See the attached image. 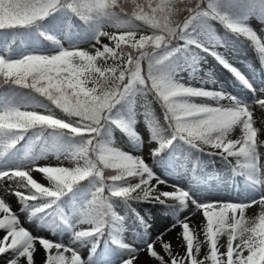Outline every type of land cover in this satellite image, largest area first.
I'll return each instance as SVG.
<instances>
[{"label":"snow or ice","instance_id":"1","mask_svg":"<svg viewBox=\"0 0 264 264\" xmlns=\"http://www.w3.org/2000/svg\"><path fill=\"white\" fill-rule=\"evenodd\" d=\"M252 19L264 22V0H0L3 264H36L38 251L41 264H141L142 254L156 264H264V125L254 126L252 110H264V72L254 85L218 50L229 41L214 27L245 38L264 64ZM208 57L251 104L206 87L216 84L200 75ZM117 130L133 149L147 146L152 163L117 146ZM202 157L223 160L232 176L205 172ZM213 182L234 196L201 198ZM133 204L170 209L171 227L153 239ZM189 204L195 211L181 219ZM22 213L52 238L25 227ZM176 227L182 254L164 239Z\"/></svg>","mask_w":264,"mask_h":264},{"label":"rangeland","instance_id":"2","mask_svg":"<svg viewBox=\"0 0 264 264\" xmlns=\"http://www.w3.org/2000/svg\"><path fill=\"white\" fill-rule=\"evenodd\" d=\"M250 24L258 32V34L262 38H264V22H260L257 19H252L250 21ZM214 27L216 28L218 35L224 36L228 40V37H230V35L226 34V30L223 29L222 26H219L218 24V26H214ZM106 30L115 31L114 29L110 27L107 28ZM104 42L107 43V41H104ZM66 46H67V43H66ZM80 47L87 49V48H90V45L88 43H81ZM218 50L221 52L222 55H224L229 60L230 63H232L237 68H239L250 80H252L254 85L258 84V78L261 72H264V66L259 67V66L251 65L250 57L246 54H243V53L240 54L236 52L235 48L231 44H228L227 47H223ZM202 69L203 70L201 71L200 75H204L205 73L210 72L216 82V84L206 85V87L209 88L210 90L223 89L224 91L231 93L234 96H238V97H241L240 94L244 92L243 94H247L248 96L251 95L252 97V94L248 92L245 88H243V86L235 79L233 74L229 72L226 68L218 65V63L213 58L208 57L206 64L202 65ZM191 83L193 84V86H200L197 81H191ZM207 102L212 103L211 101H207ZM249 103H252V102H249ZM140 111L142 112L143 110L140 109ZM151 113L157 120H159V122L162 125L164 124L163 112L159 104L152 103ZM137 120H138V123L136 125V129L141 134V136L144 138L145 143L147 145L149 133L145 125L144 116L139 115L137 117ZM115 136H116L115 141H116L117 146L121 147L124 150H128L132 152L133 154L142 155L147 162H149L150 164L152 163L149 157V148L147 146H145L143 150L134 151V150H131L129 147H125L123 145V141L121 137L118 136V134H116ZM202 159L205 162H207L204 164L205 172L209 174L217 175L218 177H222L224 179H228L232 176L230 167L226 166L225 164H222L224 162L223 160H220L214 157H202ZM65 165L67 166L68 162H65ZM155 170L159 172V169H155ZM35 178L38 180L41 179L39 174H36ZM238 179L239 178H237V182H238ZM169 180L170 182L174 181L175 183L180 184L182 187H188L190 185V180L188 177H183L180 179H176L175 177H169ZM230 189H231L230 187H225V186L217 187L215 182H213V185L208 188L201 187L198 195L203 199H215L216 195L224 194ZM166 190H171V189H166ZM10 200H11V204L13 208L18 209L19 205L17 204V199L14 196H10ZM171 202L175 203L173 201H169L170 204ZM133 207H136L137 211H139L141 215H144L145 218L148 219L150 223H152L153 225L152 229L156 225L162 224L164 225V230H163L164 232L165 229L171 227V224L174 218L169 214H165L159 205L147 204L146 208L148 209V212H144L140 208V206L138 207V205L136 204H133ZM194 211H195L194 207L191 204H189V208L185 212L180 213V218L184 219V217L188 215V213H191ZM21 220L24 223V226L29 228V230L33 231L34 234L48 236L52 238L51 234L45 231L44 229H42L39 225L35 224L34 222H28L25 214L23 213L21 214ZM201 220H202V216L199 212H196L194 215L190 217V222H194L196 225H199ZM179 232H181V228L176 227L172 229L171 231L167 232L164 236V239L167 241H170L173 246V249L182 254L184 252V248L180 247L177 241V234ZM0 235H2V233H0ZM151 237L154 239L152 232H151ZM64 239L67 240L68 237L65 236ZM126 239L129 242H131L132 237L130 233L126 235ZM157 249L160 250L159 245H157ZM83 255L86 258L87 256L86 250L83 252ZM43 257H44L43 251H38L37 254L35 255L36 264H41ZM140 260H141V264H156L154 260L148 258L146 255H143V254L140 257ZM0 264H3V258H0Z\"/></svg>","mask_w":264,"mask_h":264},{"label":"trees","instance_id":"3","mask_svg":"<svg viewBox=\"0 0 264 264\" xmlns=\"http://www.w3.org/2000/svg\"><path fill=\"white\" fill-rule=\"evenodd\" d=\"M186 13L183 12V10L181 11V14L177 17V19H182L183 15H185ZM214 26H218V23H214ZM230 37H228V41L229 44H231L235 50L238 53H243L246 54L250 57V64L251 65H255V66H261L263 67L264 64L261 63V57L259 56L258 52L254 49V47L251 45V43L249 41H247L245 38H235L233 37L231 34H229ZM232 36V37H231ZM118 134L122 141H123V145L126 147H129L131 150H140V149H133L131 147V145L128 142L127 137H125L122 133H120L118 130L114 132V138L116 137L115 135ZM224 164H226L225 162H223ZM232 164H235V160L233 159ZM227 165V164H226ZM229 167V165H227ZM106 174H110V172L106 171ZM142 206L143 211H148V209L146 208L147 204H140ZM160 208L163 210V212L165 214H169L171 215L170 209H167L163 206H160ZM172 216V215H171Z\"/></svg>","mask_w":264,"mask_h":264},{"label":"bare ground","instance_id":"4","mask_svg":"<svg viewBox=\"0 0 264 264\" xmlns=\"http://www.w3.org/2000/svg\"><path fill=\"white\" fill-rule=\"evenodd\" d=\"M234 91V90H233ZM244 93V92H243ZM240 94L241 98L245 99L248 102H252V97L251 95H247V94ZM251 104V103H249ZM253 109V113H254V120L256 121V124L254 126H261L264 125V110H260L258 106L253 105L252 106ZM239 135V130H237L235 133H233V137H238ZM234 196V193L232 192V190L230 189L229 191L225 192L224 194H220V195H216V198H220V199H228ZM10 200V197H9ZM11 202V200H10ZM258 210V205H254L250 210L246 211V215L248 214V212H252L255 213ZM164 230V225H156L153 229H152V235L155 238L156 235H158L159 233L163 232Z\"/></svg>","mask_w":264,"mask_h":264}]
</instances>
